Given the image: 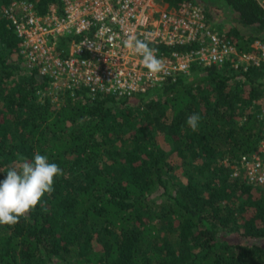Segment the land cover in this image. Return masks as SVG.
Masks as SVG:
<instances>
[{"label": "trees", "instance_id": "1", "mask_svg": "<svg viewBox=\"0 0 264 264\" xmlns=\"http://www.w3.org/2000/svg\"><path fill=\"white\" fill-rule=\"evenodd\" d=\"M11 1L0 0V180L37 151L63 174L18 223L0 225V264H44L45 256L60 264H264V190L232 177L225 162L255 151L262 137L264 63L193 67L135 95L80 88L42 100L47 80L25 68L1 12ZM29 1L40 13L61 6ZM223 1L248 30L226 35L254 51L263 10L255 0ZM191 114L201 117L195 131ZM172 156L186 183L172 181ZM157 192L167 198L157 203Z\"/></svg>", "mask_w": 264, "mask_h": 264}, {"label": "built area", "instance_id": "2", "mask_svg": "<svg viewBox=\"0 0 264 264\" xmlns=\"http://www.w3.org/2000/svg\"><path fill=\"white\" fill-rule=\"evenodd\" d=\"M255 1L264 12V0ZM1 12L19 39L25 68L47 80L42 97L55 102L60 92L73 96L80 88L135 95L193 67L228 64L238 70L264 63V39H254V51L241 52L192 0L177 7L156 0H61L60 7L51 4L43 13L32 1L12 0ZM128 35L157 49L165 70L150 74L141 57L124 46ZM257 117L263 125L257 149L225 162L232 177L264 190V104Z\"/></svg>", "mask_w": 264, "mask_h": 264}, {"label": "clouds", "instance_id": "3", "mask_svg": "<svg viewBox=\"0 0 264 264\" xmlns=\"http://www.w3.org/2000/svg\"><path fill=\"white\" fill-rule=\"evenodd\" d=\"M124 46L141 57L142 65L150 74L165 70L162 59L157 57V49L149 46L147 40L136 35H128ZM199 114H191L186 123L195 131L199 126ZM17 166L8 168L4 179L0 180V225H14L41 201L45 194L54 191V178L62 175L57 163L49 162L47 155L37 151L31 161L20 157Z\"/></svg>", "mask_w": 264, "mask_h": 264}, {"label": "rangeland", "instance_id": "4", "mask_svg": "<svg viewBox=\"0 0 264 264\" xmlns=\"http://www.w3.org/2000/svg\"><path fill=\"white\" fill-rule=\"evenodd\" d=\"M192 1H195L196 3H198L200 6H202L205 9L207 16H208L207 17L208 21L210 22L211 25H213L220 32L222 33L227 32V30H229L233 26H238L242 31H245V32L248 31L245 27L241 26L240 24H238V22H236L234 13L231 11V9L228 6L225 5V2L223 0H192ZM156 3L160 5L161 2L160 0H156ZM42 89L43 87L40 90ZM40 90L37 93V95L39 98L44 100V98L42 97V94L40 93ZM259 102H261V100ZM263 104H264V100H263V103H261L260 105L262 106ZM164 147H165L164 148L165 150H168L169 148L167 145H165ZM171 158H172L171 159L172 165L174 166V169H172V172L174 174L172 181L186 183L188 177L186 175L185 169L183 168L181 164V160H179L178 158H174V156H172ZM172 184H175V183H172ZM161 191L162 190H160V192ZM159 194L160 193L157 192L153 196V197L156 196L155 201L157 203H160L165 198H167L166 195L161 196ZM44 260H45L44 264H60L52 256H45Z\"/></svg>", "mask_w": 264, "mask_h": 264}]
</instances>
